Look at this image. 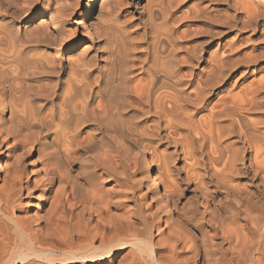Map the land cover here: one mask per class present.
<instances>
[{
  "label": "bare ground",
  "instance_id": "1",
  "mask_svg": "<svg viewBox=\"0 0 264 264\" xmlns=\"http://www.w3.org/2000/svg\"><path fill=\"white\" fill-rule=\"evenodd\" d=\"M0 264H264V0H0Z\"/></svg>",
  "mask_w": 264,
  "mask_h": 264
}]
</instances>
